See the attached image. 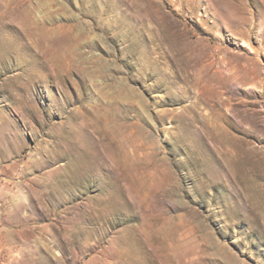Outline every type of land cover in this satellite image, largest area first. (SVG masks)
<instances>
[{"label":"rangeland","instance_id":"374dc122","mask_svg":"<svg viewBox=\"0 0 264 264\" xmlns=\"http://www.w3.org/2000/svg\"><path fill=\"white\" fill-rule=\"evenodd\" d=\"M0 264H264V0H0Z\"/></svg>","mask_w":264,"mask_h":264},{"label":"crops","instance_id":"0c3cea01","mask_svg":"<svg viewBox=\"0 0 264 264\" xmlns=\"http://www.w3.org/2000/svg\"><path fill=\"white\" fill-rule=\"evenodd\" d=\"M8 243H10V242H8Z\"/></svg>","mask_w":264,"mask_h":264}]
</instances>
